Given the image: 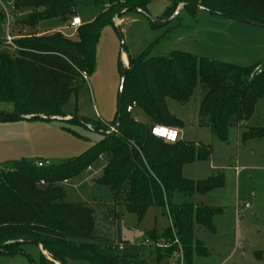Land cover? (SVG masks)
<instances>
[{"label":"trees","instance_id":"trees-1","mask_svg":"<svg viewBox=\"0 0 264 264\" xmlns=\"http://www.w3.org/2000/svg\"><path fill=\"white\" fill-rule=\"evenodd\" d=\"M167 1L170 6L161 20L170 19L181 5L186 4L183 10L190 12L203 10L264 24V0ZM0 2L13 3L14 17L16 12L30 10L28 19L21 23L25 32L27 29L30 32L48 30V34L15 36L14 44L19 50L7 45L6 30L0 36V44L5 43L17 53L16 56L0 53V102L12 103L14 113L19 115L0 113L1 121H10L26 116H47L45 120L67 117L61 109L85 81L82 73L89 76L94 72L103 29L114 25L115 16L120 19L129 12L150 18L148 8L152 0ZM81 4L100 6L102 11L91 23L77 28V39H69L57 30V26L68 27L78 17L76 8ZM4 20V13H0V21ZM47 22H52L54 27H45L43 24ZM128 61L123 112L117 133L103 135L95 147L59 165L37 167L35 163L22 160L14 163L9 171L0 169V254L25 256L31 264L55 263L42 252L35 262L23 249L24 245L33 244L42 245L43 252L59 264L68 261L168 264L176 249L177 238L184 251L185 264H193L195 257L209 255L204 244L196 239L195 229L214 232L213 219L221 211L197 202V199L223 188L224 174L217 171L205 180L195 181L185 178L183 170L187 165L209 161L213 155L212 146L181 139L166 143L154 137L151 129L155 125L183 129V120L169 109V102L188 103L200 86L199 127L208 128L214 139L223 144L229 143L230 132L236 128L244 129V140L264 138V125L257 128L247 125L258 102L264 99V68L261 74L252 76L260 63L240 67L184 52H173L168 58H147L144 53L137 58L128 56ZM120 65L122 75V60ZM129 107L133 108L131 112ZM118 117L117 112L110 125L98 122L93 128L108 133L107 127H115ZM65 121L90 126L80 117ZM103 161L106 164L97 184L109 192L116 208H124L135 215L138 222L152 207L162 209L169 217V227L160 232L153 230L146 238L167 242L168 248L154 249L145 244L115 242L107 236H98L94 208L84 202L68 201L63 181L71 180L87 172L91 165H100ZM41 181L45 184L41 185ZM113 217L117 219L119 213ZM262 256L263 253L258 254L259 259H263Z\"/></svg>","mask_w":264,"mask_h":264},{"label":"rangeland","instance_id":"rangeland-1","mask_svg":"<svg viewBox=\"0 0 264 264\" xmlns=\"http://www.w3.org/2000/svg\"><path fill=\"white\" fill-rule=\"evenodd\" d=\"M2 3L4 6L0 4V13H4L5 20L0 21V36L7 28L4 10L11 14L13 8V3ZM169 6L167 0H152L148 8L150 18L129 12L119 19L126 49L124 61L128 67V56L137 58L146 53L147 58H168L173 52H184L240 67L257 63L264 65V27L203 10H183L177 19L166 26L154 27L151 20L165 18ZM101 11L100 6L89 4H81L76 8L83 24L91 23ZM16 14L10 22L11 30H14L13 37L35 33L42 35L48 31L38 29L30 32L27 29L28 32H25L21 23L28 19L30 10H21ZM43 25L54 27L52 22ZM57 28L67 38L77 39V29H69L67 25ZM121 44L118 25L106 26L98 41L94 72L87 79L83 78L85 81L79 90L61 109L67 117L0 120L1 170L9 171L14 163L22 160L42 162L46 166L59 165L78 158L103 139L102 135L95 132L93 125L98 122L110 125L116 118L121 80ZM1 52L17 55L5 43L0 44ZM201 94L199 86L188 103L169 102V109L176 108L177 114L185 121L188 140H199L195 124L198 121ZM0 113H14V105L0 102ZM75 117L85 119L93 129L89 125L65 121ZM247 125L252 128L264 125V99L258 102ZM107 128L111 131L114 126ZM243 132V128L231 130L228 144L214 140L208 129L202 132L200 140L212 144L213 160L201 169L192 168L191 175L195 180H205L212 174L211 167L214 165L216 171L224 174L225 185L200 199L221 212L213 219L214 232L196 227L195 237L204 244L209 255L195 257L193 264H264V138L244 140ZM105 164L103 161L100 165H91L92 171L83 172L63 185L68 201L84 202L94 208L98 236H107L115 242L128 241L141 245L154 229L162 230L170 226V219L162 209L150 208L144 219L138 222L135 215L124 208H116L109 192L97 184ZM246 204L250 208H245ZM117 212L119 217L114 219L113 215ZM23 249L35 262L43 253L33 244H26ZM259 253H263V259H259ZM0 264L31 262L25 256L8 257L0 254ZM67 264L89 263L68 261Z\"/></svg>","mask_w":264,"mask_h":264},{"label":"built area","instance_id":"built-area-1","mask_svg":"<svg viewBox=\"0 0 264 264\" xmlns=\"http://www.w3.org/2000/svg\"><path fill=\"white\" fill-rule=\"evenodd\" d=\"M0 4L2 6L3 3L0 2ZM5 14L7 17V28L6 30V43L7 45H9L10 47H12L14 50H19L18 47L14 44V40L15 38L11 35V21L14 20V16L8 13V11L5 9ZM83 25L81 19L79 17H76L72 20V22L70 23V25L68 26L69 29H77L79 27H81ZM263 66L264 65H260L257 68H255L253 75H259L263 72ZM82 77L84 79H87V74L86 73H82ZM133 110L132 107L128 108V111L131 112ZM151 133L154 137L163 140L166 143H176L179 139H180V133L177 129L175 128H171V127H167V126H163V125H155L152 127L151 129ZM37 167H43L45 164H43L42 162H36L35 163ZM92 171V167H88L87 168V172ZM70 180H64L63 181V185H66L69 183ZM41 185H44V181L40 182ZM245 208H250L249 204L245 205ZM171 224V223H170ZM145 246L147 247H152L154 249H165L168 248L170 245L167 242L164 241H157V242H153L151 240L146 239L144 242ZM175 245H176V249L174 250V252L172 253L171 258L168 260V264H185V256H184V251L182 248V245L180 244L179 240L176 238L175 239ZM120 250L123 249V246L120 245Z\"/></svg>","mask_w":264,"mask_h":264},{"label":"water","instance_id":"water-1","mask_svg":"<svg viewBox=\"0 0 264 264\" xmlns=\"http://www.w3.org/2000/svg\"><path fill=\"white\" fill-rule=\"evenodd\" d=\"M187 5L186 4H183L181 5L176 13L168 20H154L152 19L151 22L158 26V27H161V26H166L167 24H169L170 21H172L183 9H185ZM201 9V8H199ZM234 20L238 21V22H243V23H247V24H251V25H256V26H259V27H264V24H258L254 21H251V20H248V19H243V18H238V17H234L233 18ZM113 23L114 24H117L118 25V30L120 32V35H121V39H122V44H121V47H122V50H121V60L124 64V69H123V73L121 75V80H120V88H119V108H118V114H119V117H118V121H117V124L116 126L111 130L109 131L108 133H104V132H101V131H97L95 130L96 133L100 134V135H105V134H115L118 132L119 130V127H120V123H121V115H122V112H123V96H124V89H125V82H126V77H127V74H128V70H129V67L128 65L125 63L123 57L124 55H126V49H125V44L123 42V35H122V31H121V27L119 26V16H115L114 19H113ZM8 116H19L15 113H12V114H7ZM23 117V116H22ZM25 119H47L48 117L47 116H32V117H23ZM50 119H58L57 117L56 118H50ZM90 128H92L91 126H89ZM93 129V128H92ZM39 247L41 248V250L43 251V248H42V245H39ZM1 247H0V251H1ZM47 257L48 259H50L51 261L59 264L57 261H55L48 253L46 252H43Z\"/></svg>","mask_w":264,"mask_h":264},{"label":"crops","instance_id":"crops-1","mask_svg":"<svg viewBox=\"0 0 264 264\" xmlns=\"http://www.w3.org/2000/svg\"><path fill=\"white\" fill-rule=\"evenodd\" d=\"M125 56V55H124ZM171 111L177 116V117H179L180 119H182L180 116H179V114H177V110H176V108L175 109H171ZM183 120V119H182ZM183 122H184V124H185V121L183 120ZM248 124V123H247ZM195 127L197 128V132H198V138H199V140H197V141H193V140H188V139H186V135H187V130H186V124H185V127L183 128V129H178L179 130V133H180V139L181 140H183V141H187V142H196V143H203V144H206V145H212V144H209V143H205L204 141H201L200 139H202V137H203V135H202V132L204 131V130H207L208 128H201V127H199L198 126V124L196 123L195 124ZM236 129H238V128H236ZM209 130V129H208ZM212 134V133H211ZM212 138H214L213 137V135H212ZM215 140V139H214ZM213 156H214V154L212 155V157H211V159L209 160V161H207V162H200V163H194V164H191V165H187V166H185L184 167V170H183V174H184V176H185V178H187V179H190V180H195L196 178H194L192 175H191V169L193 168H202V166L203 165H207V164H211L212 163V160H213ZM212 171L213 172H217L216 171V167L213 165L212 167ZM215 170V171H214ZM190 171V175L188 174V172ZM213 172H212V174H213ZM211 174V175H212ZM210 175V176H211ZM195 181H197V180H195ZM205 196V195H204ZM203 196H200V197H198L199 198V200H197L198 202H201V203H203L200 199L202 198ZM167 228V227H166ZM166 228H164V229H166ZM164 229H162V230H157V229H154V230H157V231H163ZM38 250H39V252L41 251V248L40 247H38Z\"/></svg>","mask_w":264,"mask_h":264},{"label":"bare ground","instance_id":"bare-ground-1","mask_svg":"<svg viewBox=\"0 0 264 264\" xmlns=\"http://www.w3.org/2000/svg\"><path fill=\"white\" fill-rule=\"evenodd\" d=\"M123 59H124V57H123Z\"/></svg>","mask_w":264,"mask_h":264}]
</instances>
